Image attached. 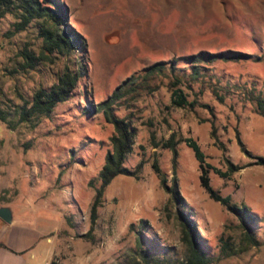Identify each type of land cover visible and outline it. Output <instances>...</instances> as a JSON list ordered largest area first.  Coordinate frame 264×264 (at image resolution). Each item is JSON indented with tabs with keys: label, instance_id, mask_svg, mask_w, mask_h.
<instances>
[{
	"label": "rangeland",
	"instance_id": "obj_1",
	"mask_svg": "<svg viewBox=\"0 0 264 264\" xmlns=\"http://www.w3.org/2000/svg\"><path fill=\"white\" fill-rule=\"evenodd\" d=\"M55 1L80 39L68 53L43 50L38 22L17 31L12 15L0 18V207L45 233L23 258L33 254L29 264H43L37 251L49 244L48 264L132 263L139 237L154 264H179L186 251L178 208L194 222L209 264H264V168L252 159H264V117L256 109V100L264 101V0ZM24 49L38 57L32 68L24 67ZM198 53L219 57L185 60ZM155 64L162 68L149 74ZM64 70L77 75L70 98L47 117L19 122V107ZM173 75L192 107L171 105ZM113 93L114 115L134 128L123 166H142L137 179L117 176L105 187L91 223L112 133L96 108ZM171 136L174 168L163 147ZM187 140L203 155L210 187L255 217L257 248L221 253L223 242L239 247L241 229L200 186ZM161 178L167 187L175 180L179 206Z\"/></svg>",
	"mask_w": 264,
	"mask_h": 264
},
{
	"label": "trees",
	"instance_id": "obj_2",
	"mask_svg": "<svg viewBox=\"0 0 264 264\" xmlns=\"http://www.w3.org/2000/svg\"><path fill=\"white\" fill-rule=\"evenodd\" d=\"M5 14L12 15L15 22V29L23 31L31 22H38V35L43 39V50L47 53H68L73 50L80 41L77 33L66 25V14L55 0H0V18ZM60 27H64L62 31ZM21 58L24 60V67L32 68L38 61L30 51L24 49L20 52ZM219 57L218 54L198 53L194 56L186 57L185 60L192 65L196 62L206 60L210 61ZM192 66L194 72L196 69ZM162 65L155 64L150 68L148 73L154 70H159ZM173 67H170V72L173 73ZM77 82V75L64 70L49 88H39L35 90L28 102H24L18 111V120L21 123L29 122L32 119L47 117L52 109L58 104L67 101ZM181 82L180 78L173 75L171 86L174 87L171 91L170 103L175 107H192L183 95L182 91L175 88ZM116 99V94L113 93L106 101L102 102L96 111H101L106 123L111 125L112 133L108 138L109 150L105 153L103 163L97 173L99 181L98 187L94 190L93 200L89 209L91 223L93 222L97 208L101 205L102 194L105 187L117 176H128L135 179L138 178V173L141 169L142 162L136 164L133 170H128L123 166L126 155L130 152L134 137V128L131 127L126 118L116 117L112 110V102ZM256 109L260 115L264 117V101L256 100ZM187 144L192 150L195 159L199 163V183L204 189L208 197L223 206L227 212L232 214L238 221L241 229V241L237 248L232 247L227 242H223L220 246L221 253L225 256H232L246 252L250 248H257L259 241L253 234L252 226L255 217L249 209L240 205L237 206L231 203L228 196L222 197L214 191L206 176V169L203 165V155L199 151L197 145L189 140ZM164 148L171 151L172 167L175 166L176 150L175 142L171 136L167 143L163 144ZM248 155V154H247ZM253 165H258L264 168V159L254 157ZM153 169L158 173V169L153 164ZM236 168L228 166V173H232ZM228 174L223 173L222 176ZM160 185L169 196V200L179 206L182 203L175 180H171V185L167 187L163 178L160 179ZM174 217L180 228V242L185 248L186 255L184 261L179 264H209V259L201 249V238L198 235L194 222L182 210L176 208ZM132 225L129 226L131 229ZM136 249L138 260H133L132 263L125 264H154L153 260L147 256V252L141 247V240L136 239ZM52 264V263H50Z\"/></svg>",
	"mask_w": 264,
	"mask_h": 264
},
{
	"label": "crops",
	"instance_id": "obj_3",
	"mask_svg": "<svg viewBox=\"0 0 264 264\" xmlns=\"http://www.w3.org/2000/svg\"><path fill=\"white\" fill-rule=\"evenodd\" d=\"M25 222L12 217L11 222L8 224L0 220V264H29V260L34 257L31 254L28 259L23 258L22 255L23 253L34 252L33 248H36L40 238L45 237V233L39 230L37 226H35L37 231L29 230L30 228L24 225ZM17 224L18 227H15ZM27 232L33 233V236ZM51 251L49 244L37 251V254L42 258L43 264H48L52 255Z\"/></svg>",
	"mask_w": 264,
	"mask_h": 264
},
{
	"label": "water",
	"instance_id": "obj_4",
	"mask_svg": "<svg viewBox=\"0 0 264 264\" xmlns=\"http://www.w3.org/2000/svg\"><path fill=\"white\" fill-rule=\"evenodd\" d=\"M0 220L6 224L11 222V214L8 208L0 207Z\"/></svg>",
	"mask_w": 264,
	"mask_h": 264
}]
</instances>
